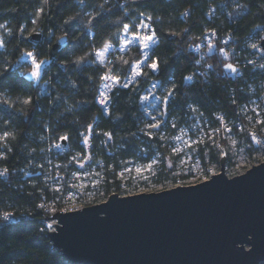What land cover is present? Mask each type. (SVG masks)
I'll use <instances>...</instances> for the list:
<instances>
[{
	"label": "clouds",
	"instance_id": "obj_1",
	"mask_svg": "<svg viewBox=\"0 0 264 264\" xmlns=\"http://www.w3.org/2000/svg\"><path fill=\"white\" fill-rule=\"evenodd\" d=\"M262 159L264 0H0V227L38 221L7 264H51L25 241L51 247L58 209L117 182Z\"/></svg>",
	"mask_w": 264,
	"mask_h": 264
},
{
	"label": "water",
	"instance_id": "obj_2",
	"mask_svg": "<svg viewBox=\"0 0 264 264\" xmlns=\"http://www.w3.org/2000/svg\"><path fill=\"white\" fill-rule=\"evenodd\" d=\"M222 174L58 212L63 227L49 239L71 264H261L264 162L232 178Z\"/></svg>",
	"mask_w": 264,
	"mask_h": 264
},
{
	"label": "trees",
	"instance_id": "obj_3",
	"mask_svg": "<svg viewBox=\"0 0 264 264\" xmlns=\"http://www.w3.org/2000/svg\"><path fill=\"white\" fill-rule=\"evenodd\" d=\"M32 43V41H29ZM39 43V41H37ZM12 75H15L13 72ZM200 158L203 160V152L199 153ZM213 160H216V156L213 154ZM111 187V186H109ZM116 190L110 191L104 199L96 200L92 202V205H96L102 203L107 200V198L112 194H120L125 195L126 193H120L119 182H117L115 186ZM65 208L58 209V212H62ZM38 223L35 219L33 220H26L21 218L20 220H14L10 225L5 227H0V264H7V262L15 257H27L30 253H25L20 250H13L9 247V241L13 239H20L25 234H29L33 231L34 225ZM50 241L49 236L46 238ZM25 244L28 248L31 249H38L41 252L47 251L49 255L53 257L51 264H71L69 263L56 249L53 248L51 243V247H47L46 245L42 244L41 241L38 239L33 238L31 241H25ZM40 264H47V262H40Z\"/></svg>",
	"mask_w": 264,
	"mask_h": 264
},
{
	"label": "rangeland",
	"instance_id": "obj_4",
	"mask_svg": "<svg viewBox=\"0 0 264 264\" xmlns=\"http://www.w3.org/2000/svg\"><path fill=\"white\" fill-rule=\"evenodd\" d=\"M155 99V97H153V100ZM147 105H145L146 107ZM201 159V158H200ZM201 161H203L201 159ZM264 162V159L260 160L259 163H256L254 165H250V166H246V167H238L236 169V171L239 173V175L241 174H244L245 172H247L249 169H251L253 166L257 165V164H260V163H263ZM229 167H231V161H229ZM220 171H215L213 173H211L210 175L213 176L215 174H218ZM210 175H207V176H189L183 183L181 182H177L176 184L174 185H169L167 188L163 187V186H156L155 188H152V187H149V188H141L137 191H130L129 193L125 194V195H120L122 197H126V196H131V195H136V194H147V193H156V192H161V191H165V190H169V189H172V188H175V187H179V186H191V185H196L200 182L203 181V179H205L206 177H209ZM235 176H238V175H227V177L229 178H232V177H235ZM92 202L88 203V204H79L75 207H68V208H65L62 212H70V211H76V210H80V209H83V208H86V207H90V206H93L91 204Z\"/></svg>",
	"mask_w": 264,
	"mask_h": 264
},
{
	"label": "built area",
	"instance_id": "obj_5",
	"mask_svg": "<svg viewBox=\"0 0 264 264\" xmlns=\"http://www.w3.org/2000/svg\"><path fill=\"white\" fill-rule=\"evenodd\" d=\"M212 176L210 175L209 177H206L205 179H203V181H206V180H208V179H210ZM202 181V182H203ZM261 264H264V262L263 263H261Z\"/></svg>",
	"mask_w": 264,
	"mask_h": 264
},
{
	"label": "snow or ice",
	"instance_id": "obj_6",
	"mask_svg": "<svg viewBox=\"0 0 264 264\" xmlns=\"http://www.w3.org/2000/svg\"><path fill=\"white\" fill-rule=\"evenodd\" d=\"M153 67H156V65L154 64Z\"/></svg>",
	"mask_w": 264,
	"mask_h": 264
}]
</instances>
